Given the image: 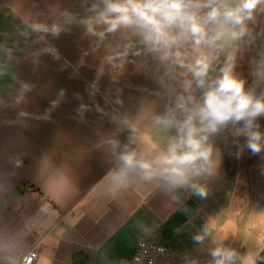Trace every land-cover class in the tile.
I'll return each instance as SVG.
<instances>
[{
    "label": "crops",
    "instance_id": "obj_1",
    "mask_svg": "<svg viewBox=\"0 0 264 264\" xmlns=\"http://www.w3.org/2000/svg\"><path fill=\"white\" fill-rule=\"evenodd\" d=\"M94 2L0 0V264L30 250L35 264H125L139 241L165 247L163 262L210 264L219 246L236 251L237 264H264V177L232 170L222 137L205 198L108 174L109 141L127 142L118 119L149 102L163 110L162 69L131 36L87 34L79 21ZM252 28L264 50V15Z\"/></svg>",
    "mask_w": 264,
    "mask_h": 264
},
{
    "label": "clouds",
    "instance_id": "obj_2",
    "mask_svg": "<svg viewBox=\"0 0 264 264\" xmlns=\"http://www.w3.org/2000/svg\"><path fill=\"white\" fill-rule=\"evenodd\" d=\"M84 10L88 15L79 23L87 34L131 36L162 69L157 79L163 110L149 102L135 115L123 114L118 134L127 131V142L109 141L116 162L108 174L121 185L139 180L165 193L190 190L205 198L201 181L219 164L216 138L238 144L243 137L241 151L264 152L258 122L264 117V52L252 61L251 86L235 71L238 53L255 41L252 26L264 15V0H95ZM62 15L75 20L67 12ZM33 29L53 36L62 31L58 24L49 29L37 23ZM4 71L0 68V75ZM209 235L206 227L193 241L202 244ZM209 255L210 264L238 260L236 251L226 247H214Z\"/></svg>",
    "mask_w": 264,
    "mask_h": 264
},
{
    "label": "rangeland",
    "instance_id": "obj_3",
    "mask_svg": "<svg viewBox=\"0 0 264 264\" xmlns=\"http://www.w3.org/2000/svg\"><path fill=\"white\" fill-rule=\"evenodd\" d=\"M261 52H264V50L259 49V47L256 48L254 41L252 45L244 47L240 53H238L237 67L235 71L238 75L248 81L247 86H251L253 82V76L251 75V70L253 67L252 61L254 59H258ZM259 90L260 89L257 91ZM258 122L261 126L260 130L264 132V117L260 118ZM222 140L225 146L226 154L228 156L229 165L231 166L232 170L234 169L235 164L236 169L243 170L244 174H247L246 172L248 171L252 174L255 173L258 176L257 181L261 183L259 179L262 176L264 177V152L253 155L246 147H244L243 151H241V147L245 144L243 137L239 138L238 144H234L230 138L225 140L222 137ZM238 152L240 153L239 155H237ZM258 234H260V230Z\"/></svg>",
    "mask_w": 264,
    "mask_h": 264
},
{
    "label": "built area",
    "instance_id": "obj_4",
    "mask_svg": "<svg viewBox=\"0 0 264 264\" xmlns=\"http://www.w3.org/2000/svg\"><path fill=\"white\" fill-rule=\"evenodd\" d=\"M165 256H167V249L165 247L139 241L134 248L131 260L125 264H174L163 262L162 259ZM37 258L38 252L30 250L21 257L19 264H35Z\"/></svg>",
    "mask_w": 264,
    "mask_h": 264
}]
</instances>
